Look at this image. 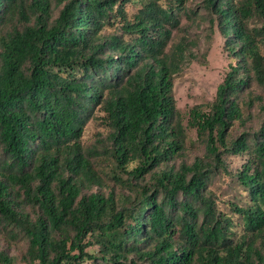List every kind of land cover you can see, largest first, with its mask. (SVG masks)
<instances>
[{
	"label": "trees",
	"instance_id": "obj_1",
	"mask_svg": "<svg viewBox=\"0 0 264 264\" xmlns=\"http://www.w3.org/2000/svg\"><path fill=\"white\" fill-rule=\"evenodd\" d=\"M215 28L228 70L182 113L174 76ZM17 263L264 264V0H0V264Z\"/></svg>",
	"mask_w": 264,
	"mask_h": 264
},
{
	"label": "rangeland",
	"instance_id": "obj_2",
	"mask_svg": "<svg viewBox=\"0 0 264 264\" xmlns=\"http://www.w3.org/2000/svg\"><path fill=\"white\" fill-rule=\"evenodd\" d=\"M199 2V0H193ZM209 32L204 28H191L189 35L198 39V45L193 47L192 52L197 56L206 47V35ZM180 34V33H179ZM210 47L206 53L205 60L197 58L186 64L179 74L173 79V95L178 109L182 113H187L194 105H205L214 97L217 84L228 70L231 58L223 49V37L218 29L212 33ZM178 38V32H174L173 41ZM105 133L103 127L97 124L96 120L90 121L84 131L82 138L86 145L96 142L100 133ZM189 136L193 137L194 132L189 131ZM17 250L13 249V252ZM19 264V263H17Z\"/></svg>",
	"mask_w": 264,
	"mask_h": 264
}]
</instances>
